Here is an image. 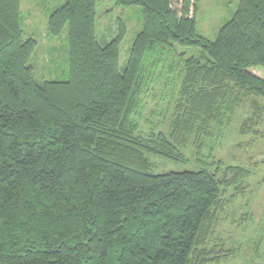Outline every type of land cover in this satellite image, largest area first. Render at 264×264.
Returning a JSON list of instances; mask_svg holds the SVG:
<instances>
[{
	"label": "trees",
	"instance_id": "obj_1",
	"mask_svg": "<svg viewBox=\"0 0 264 264\" xmlns=\"http://www.w3.org/2000/svg\"><path fill=\"white\" fill-rule=\"evenodd\" d=\"M114 1L143 10L123 69L124 23L103 43L98 0H47L48 34L69 32L70 68L67 80L40 82L22 0H0V264H210L225 257L207 243L228 190L237 192L253 172L211 160L212 153L203 159L201 143L221 136L244 104L249 115L239 132L264 123V0H240L215 40L197 30L200 0ZM175 45L201 55L186 58ZM171 56L183 81L180 96H170V131L143 134V96L159 67L174 71L165 66ZM189 149L198 169L152 172L149 155L187 162ZM251 242L258 255L261 240Z\"/></svg>",
	"mask_w": 264,
	"mask_h": 264
},
{
	"label": "rangeland",
	"instance_id": "obj_2",
	"mask_svg": "<svg viewBox=\"0 0 264 264\" xmlns=\"http://www.w3.org/2000/svg\"><path fill=\"white\" fill-rule=\"evenodd\" d=\"M239 4L240 0H200L198 32L215 40L221 27L232 18ZM45 5H49L47 0H22L25 37L35 38L38 43L32 59L35 77L40 82L67 80L70 68L69 32L66 29L59 37L48 34L50 12ZM57 5L60 3H51L50 6L53 9ZM120 22L126 28L120 45V67L123 69L136 36L142 30V7H119L114 0H98L97 31L103 43L117 35ZM174 48L186 58L201 55V51L196 48L178 45ZM174 61L175 58L171 56L165 63L166 68L172 64L174 71L167 69L163 72L162 67L157 69L156 82L143 96V109L137 116L143 134L147 135L154 130L166 134L170 131L176 104L170 96H180L183 81L180 77L182 66L176 67ZM248 115V104H244L238 109L233 122L224 127L221 136L216 140L215 137H208L201 143L203 159L212 153L211 160H222L224 165H243L253 172L241 189L236 192L231 188L227 192V203L221 208L219 221L207 243L216 252L223 250L225 257L220 263L210 264H264V123L251 128L252 132L244 135L239 132V127ZM198 141L195 135L190 136L188 147L195 151ZM190 149L185 152L187 162L149 155L153 163L152 172L158 174L198 169L194 153ZM250 240H255L256 243L261 240L262 247L258 255L255 250L259 246L254 247Z\"/></svg>",
	"mask_w": 264,
	"mask_h": 264
}]
</instances>
